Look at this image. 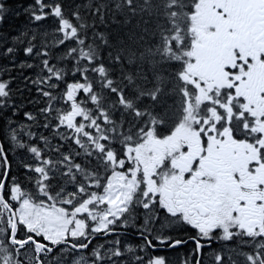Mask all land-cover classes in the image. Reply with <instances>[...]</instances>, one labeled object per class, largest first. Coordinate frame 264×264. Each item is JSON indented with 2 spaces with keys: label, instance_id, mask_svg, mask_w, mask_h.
<instances>
[{
  "label": "snow or ice",
  "instance_id": "snow-or-ice-1",
  "mask_svg": "<svg viewBox=\"0 0 264 264\" xmlns=\"http://www.w3.org/2000/svg\"><path fill=\"white\" fill-rule=\"evenodd\" d=\"M0 264H264V0H0Z\"/></svg>",
  "mask_w": 264,
  "mask_h": 264
},
{
  "label": "flooded vegetation",
  "instance_id": "flooded-vegetation-1",
  "mask_svg": "<svg viewBox=\"0 0 264 264\" xmlns=\"http://www.w3.org/2000/svg\"><path fill=\"white\" fill-rule=\"evenodd\" d=\"M169 255H172V256H174L175 254H174V253H172V254H169Z\"/></svg>",
  "mask_w": 264,
  "mask_h": 264
}]
</instances>
